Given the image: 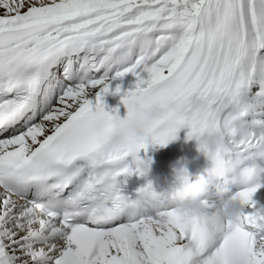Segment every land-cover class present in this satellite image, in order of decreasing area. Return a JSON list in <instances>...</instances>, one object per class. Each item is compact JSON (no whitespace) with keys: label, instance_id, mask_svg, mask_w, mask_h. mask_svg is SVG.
<instances>
[{"label":"snow or ice","instance_id":"obj_1","mask_svg":"<svg viewBox=\"0 0 264 264\" xmlns=\"http://www.w3.org/2000/svg\"><path fill=\"white\" fill-rule=\"evenodd\" d=\"M135 108L163 112L139 140ZM182 130L196 175L215 163L243 205L236 222L214 218L216 192L196 216L127 207L149 149ZM257 225L264 0H0V264H264Z\"/></svg>","mask_w":264,"mask_h":264},{"label":"clouds","instance_id":"obj_2","mask_svg":"<svg viewBox=\"0 0 264 264\" xmlns=\"http://www.w3.org/2000/svg\"><path fill=\"white\" fill-rule=\"evenodd\" d=\"M163 112L159 108L142 110L135 108L131 115L123 122L128 135L134 139L145 137V127L151 121L159 120ZM141 116L143 119H141ZM117 127L121 121L116 120ZM150 169L144 174L147 178ZM220 172L215 163L206 162L200 174L192 179L188 175L171 176L170 181H165L168 187L166 193L161 194L153 181L146 180L137 195L127 203V207L133 211L150 212L155 211L162 198H167L173 205L175 212L181 216H196L205 211V201L213 192L217 194L216 212L214 218L217 220L236 222L243 211L240 200L234 197L229 188L217 189ZM264 227V225H257Z\"/></svg>","mask_w":264,"mask_h":264}]
</instances>
